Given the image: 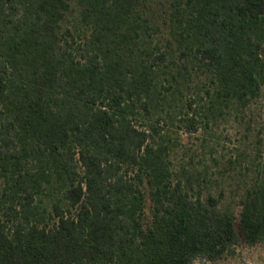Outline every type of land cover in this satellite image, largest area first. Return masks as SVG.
Returning a JSON list of instances; mask_svg holds the SVG:
<instances>
[{
  "label": "trees",
  "instance_id": "trees-1",
  "mask_svg": "<svg viewBox=\"0 0 264 264\" xmlns=\"http://www.w3.org/2000/svg\"><path fill=\"white\" fill-rule=\"evenodd\" d=\"M263 94L264 0H0V264L264 243Z\"/></svg>",
  "mask_w": 264,
  "mask_h": 264
},
{
  "label": "rangeland",
  "instance_id": "rangeland-1",
  "mask_svg": "<svg viewBox=\"0 0 264 264\" xmlns=\"http://www.w3.org/2000/svg\"><path fill=\"white\" fill-rule=\"evenodd\" d=\"M260 113L262 116H257L260 125L264 123V94L260 101ZM216 135L210 137L211 140L217 141L219 143L218 149L220 150V155L230 156L234 154L235 148L237 146L243 148L251 144L256 138L257 130L251 131L249 137H245L244 130L239 127L237 121L234 117H228L226 121H222L220 126L216 129ZM264 139V132L261 135ZM196 138H191L190 141L197 142ZM262 159H264V150L262 152ZM194 264H264V243H260L254 246L240 245L237 247L233 254L226 256L225 258L219 260L216 263L197 260Z\"/></svg>",
  "mask_w": 264,
  "mask_h": 264
}]
</instances>
